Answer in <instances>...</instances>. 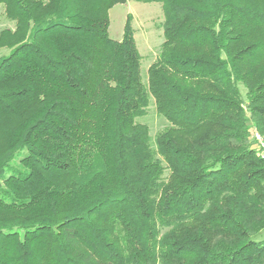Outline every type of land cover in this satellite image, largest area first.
Wrapping results in <instances>:
<instances>
[{
	"label": "trees",
	"instance_id": "trees-1",
	"mask_svg": "<svg viewBox=\"0 0 264 264\" xmlns=\"http://www.w3.org/2000/svg\"><path fill=\"white\" fill-rule=\"evenodd\" d=\"M128 1L164 13L147 82ZM0 4V264H264V0Z\"/></svg>",
	"mask_w": 264,
	"mask_h": 264
},
{
	"label": "rangeland",
	"instance_id": "rangeland-1",
	"mask_svg": "<svg viewBox=\"0 0 264 264\" xmlns=\"http://www.w3.org/2000/svg\"><path fill=\"white\" fill-rule=\"evenodd\" d=\"M129 15L132 16V25L135 30L134 37L142 56V77L144 82H147L148 68L156 60L161 45L165 41L163 29L160 27L161 22L164 20L163 9L160 3L128 1L125 4L115 5L110 10L109 26V34L115 40L123 38L126 20ZM12 27H14V23L6 17L4 5L0 4V28ZM9 53V49H0V56L8 55ZM140 121L149 125L153 136L167 125V121L158 115L153 103L150 106L148 115L140 119ZM24 153L11 162V169L6 175L25 171L20 164V158ZM253 240H264V230L255 236Z\"/></svg>",
	"mask_w": 264,
	"mask_h": 264
},
{
	"label": "built area",
	"instance_id": "built-area-1",
	"mask_svg": "<svg viewBox=\"0 0 264 264\" xmlns=\"http://www.w3.org/2000/svg\"><path fill=\"white\" fill-rule=\"evenodd\" d=\"M251 138L254 141V147L258 150L261 157L264 158V137L253 128Z\"/></svg>",
	"mask_w": 264,
	"mask_h": 264
}]
</instances>
